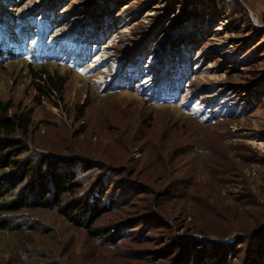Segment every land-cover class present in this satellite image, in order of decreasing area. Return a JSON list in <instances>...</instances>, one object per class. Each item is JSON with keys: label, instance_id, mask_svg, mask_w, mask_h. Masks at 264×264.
<instances>
[{"label": "rangeland", "instance_id": "1", "mask_svg": "<svg viewBox=\"0 0 264 264\" xmlns=\"http://www.w3.org/2000/svg\"><path fill=\"white\" fill-rule=\"evenodd\" d=\"M94 44L106 67L71 56ZM4 107L21 188L42 166L66 202L105 190L93 228L118 232L25 209L0 264H264V0H0Z\"/></svg>", "mask_w": 264, "mask_h": 264}, {"label": "trees", "instance_id": "2", "mask_svg": "<svg viewBox=\"0 0 264 264\" xmlns=\"http://www.w3.org/2000/svg\"><path fill=\"white\" fill-rule=\"evenodd\" d=\"M39 72L38 74H36ZM36 76L42 77L40 74L42 71H37ZM45 80L51 87L60 89V81L57 83V79L48 74ZM38 88L43 93H47L48 90L42 88L40 84H37ZM4 112L0 114V227L3 230L12 231L19 229L17 222H12V214L19 211L30 208H44V209H57V212L63 215L71 224L77 227H82L89 236L98 237L99 235L112 237L118 229L108 228H93L95 219L99 218L103 209L98 204H101L103 200L105 190H99L97 194H93L90 198H77L66 202L65 193H75L79 186H67L65 180H68L67 173L56 172V176L52 177L53 181L49 184L46 181L48 174L42 171V166L37 168V182L38 186H20V183L24 179L32 174V164L28 159L23 160L21 153L26 150L23 146L22 140L17 137H13V133L17 127H26V122L19 115H8V108L2 109ZM53 163L47 162L45 166L49 169ZM51 180V179H50ZM33 182V181H32ZM75 185V182H72ZM71 183V184H72ZM48 185L52 187V191L49 190ZM74 187H76L74 189ZM74 189V191L72 190ZM51 193V196L48 194ZM72 197V196H71ZM74 197V196H73ZM109 199V197H108ZM107 199V205L110 207L113 204V199L109 202ZM104 201V200H103ZM108 211V209H107ZM142 219V218H141ZM140 223V222H139ZM15 227V228H13Z\"/></svg>", "mask_w": 264, "mask_h": 264}, {"label": "bare ground", "instance_id": "3", "mask_svg": "<svg viewBox=\"0 0 264 264\" xmlns=\"http://www.w3.org/2000/svg\"><path fill=\"white\" fill-rule=\"evenodd\" d=\"M10 11V10H9ZM8 12V11H7ZM19 16V15H18ZM24 16V15H23ZM45 17V16H44ZM40 23V25L42 24L40 21L38 22V24ZM20 24V23H19ZM45 24H46V22H45ZM49 26V25H48ZM21 29H24L23 27H20L19 28V31L21 30ZM41 29V28H40ZM44 29V28H43ZM80 29V28H79ZM45 31H47L46 29H44ZM23 31V30H22ZM100 32V31H99ZM12 33V32H11ZM23 33V32H22ZM49 33H50V31H49ZM49 33L47 34V33H40V35H42V36H40V38H45V37H47V36H49ZM11 35V34H10ZM23 35L25 36V40H29L30 39V33H23ZM55 36V35H54ZM77 36H78V34H77ZM39 38V39H40ZM27 41H26V43H27ZM83 43V42H82ZM110 43V42H109ZM63 44V43H62ZM87 45V44H86ZM88 46V45H87ZM87 46H81V48L79 47L78 49L79 50H76L75 52H74V50H73V52L71 51V48L68 50V52L67 53H69V51H71L72 53H71V56H74V58H77V59H83V58H87V57H90V59L89 60H91V61H93L92 62V67L96 64V63H99L100 62V65L101 64H104V66L106 67V64H107V62H108V53H107V51H106V48H107V44H102V46L100 45H96V44H94V46H92V45H89V49H87L86 50V47ZM104 47H106V48H104ZM75 48V47H74ZM73 48V49H74ZM60 49H62V48H60ZM66 53V54H67ZM81 55H82V57H81ZM99 66V65H98ZM108 72H109V69H108Z\"/></svg>", "mask_w": 264, "mask_h": 264}]
</instances>
